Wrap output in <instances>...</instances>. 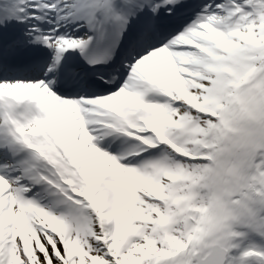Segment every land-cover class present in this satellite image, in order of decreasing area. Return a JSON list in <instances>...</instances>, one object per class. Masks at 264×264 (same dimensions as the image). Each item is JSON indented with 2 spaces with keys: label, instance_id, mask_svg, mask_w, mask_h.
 I'll return each instance as SVG.
<instances>
[{
  "label": "snow or ice",
  "instance_id": "snow-or-ice-1",
  "mask_svg": "<svg viewBox=\"0 0 264 264\" xmlns=\"http://www.w3.org/2000/svg\"><path fill=\"white\" fill-rule=\"evenodd\" d=\"M181 6L16 0L0 8V27L24 25L31 43L53 53L43 78L0 80V264L264 262V252L239 249L248 233L264 239V0H209L179 32L160 36L158 13ZM109 32L110 50L89 56ZM117 46L127 74L114 91L56 94L65 53L95 65ZM111 135L138 142L129 155L165 145L186 159L125 166L127 155L97 146ZM37 187L63 210L30 198Z\"/></svg>",
  "mask_w": 264,
  "mask_h": 264
},
{
  "label": "bare ground",
  "instance_id": "bare-ground-1",
  "mask_svg": "<svg viewBox=\"0 0 264 264\" xmlns=\"http://www.w3.org/2000/svg\"><path fill=\"white\" fill-rule=\"evenodd\" d=\"M188 8V5L186 6ZM51 16V15H50ZM158 17H161V13L159 12ZM50 19H55V17H50ZM48 20V21H49ZM47 23V21H45ZM49 23V22H48ZM159 25H164L163 21L160 20ZM178 24H176L177 26ZM50 27H52V25H49ZM163 27V26H162ZM69 31L71 32V26H67L66 28H62L61 31ZM84 30L82 29L81 32H83ZM162 32V30L160 31ZM47 33V32H45ZM127 74V73H126ZM125 74V75H126ZM18 77L20 75H17ZM107 95V94H106ZM100 97V96H98ZM92 98H96V97H92ZM102 130V129H101ZM102 133V131H101ZM102 137V136H101ZM106 139L111 143L114 141H120L119 143H121V138H119V136L115 135V136H107ZM99 143H102L101 139L99 138L97 146L99 145ZM123 147V146H122ZM120 147V148H122ZM137 146H133L131 148H122V149H118L116 152L117 157H120L122 155H127L128 161H133L135 159V155H129V153L133 152L136 150ZM125 166H129L127 164H124ZM28 195H33L35 198H38L41 201V204H43L42 206H46V207H57L55 205V198L48 195V193L42 189V188H33L32 191L28 194ZM55 211L58 213L59 211H62V209L60 207H57V209H55ZM239 249H246V250H250V251H256V252H264V239H261L259 236L252 234V233H248L246 236L240 238V242H239ZM236 255L239 256V250L236 251ZM244 264H264V262H262L260 260V258L258 257V260L254 261V262H245Z\"/></svg>",
  "mask_w": 264,
  "mask_h": 264
},
{
  "label": "rangeland",
  "instance_id": "rangeland-1",
  "mask_svg": "<svg viewBox=\"0 0 264 264\" xmlns=\"http://www.w3.org/2000/svg\"><path fill=\"white\" fill-rule=\"evenodd\" d=\"M183 2H185V1H183ZM183 2H182V6H183ZM164 12H166V11H163V13ZM156 99H161V98H156ZM166 157L170 158V159H175V160H178L179 158H181L178 156V154H175L167 146L159 145L157 148L149 149L148 152H146L144 155L138 156L133 161H130V162L126 161L125 164H127L129 166H139L140 164H142L144 162L162 160ZM181 159H182V161L184 160V158H181ZM61 209H62V207H61Z\"/></svg>",
  "mask_w": 264,
  "mask_h": 264
},
{
  "label": "water",
  "instance_id": "water-1",
  "mask_svg": "<svg viewBox=\"0 0 264 264\" xmlns=\"http://www.w3.org/2000/svg\"><path fill=\"white\" fill-rule=\"evenodd\" d=\"M256 257H252V258H246L245 260H255Z\"/></svg>",
  "mask_w": 264,
  "mask_h": 264
},
{
  "label": "clouds",
  "instance_id": "clouds-1",
  "mask_svg": "<svg viewBox=\"0 0 264 264\" xmlns=\"http://www.w3.org/2000/svg\"><path fill=\"white\" fill-rule=\"evenodd\" d=\"M146 190L149 191V192L153 191V189H151V188H148V189H146Z\"/></svg>",
  "mask_w": 264,
  "mask_h": 264
}]
</instances>
